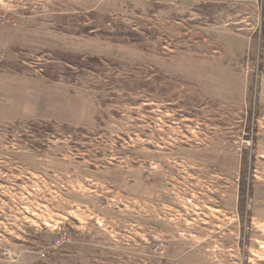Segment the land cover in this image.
Returning a JSON list of instances; mask_svg holds the SVG:
<instances>
[{"label":"rangeland","instance_id":"rangeland-1","mask_svg":"<svg viewBox=\"0 0 264 264\" xmlns=\"http://www.w3.org/2000/svg\"><path fill=\"white\" fill-rule=\"evenodd\" d=\"M0 264H264V0H0Z\"/></svg>","mask_w":264,"mask_h":264}]
</instances>
